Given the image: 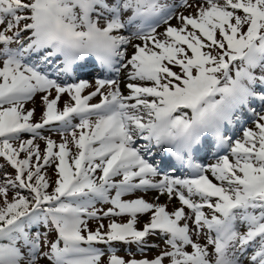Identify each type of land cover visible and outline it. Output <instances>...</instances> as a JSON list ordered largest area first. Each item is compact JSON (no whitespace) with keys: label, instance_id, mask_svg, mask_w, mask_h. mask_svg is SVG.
<instances>
[{"label":"snow or ice","instance_id":"obj_1","mask_svg":"<svg viewBox=\"0 0 264 264\" xmlns=\"http://www.w3.org/2000/svg\"><path fill=\"white\" fill-rule=\"evenodd\" d=\"M0 264H264V0H0Z\"/></svg>","mask_w":264,"mask_h":264},{"label":"rangeland","instance_id":"obj_2","mask_svg":"<svg viewBox=\"0 0 264 264\" xmlns=\"http://www.w3.org/2000/svg\"><path fill=\"white\" fill-rule=\"evenodd\" d=\"M62 96H63V94H62ZM37 111L39 112V105H38V107H37ZM161 202H164V198L162 197L161 198ZM171 209V205L169 206V210ZM152 254V253H151Z\"/></svg>","mask_w":264,"mask_h":264}]
</instances>
